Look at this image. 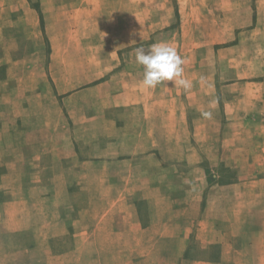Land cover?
<instances>
[{"label":"crops","instance_id":"obj_1","mask_svg":"<svg viewBox=\"0 0 264 264\" xmlns=\"http://www.w3.org/2000/svg\"><path fill=\"white\" fill-rule=\"evenodd\" d=\"M127 61L72 92L59 72L35 94L16 72L23 58H0V264H264V145L263 171L208 183L194 135L186 155L168 152L180 144L164 138L162 94L147 108L153 94L132 90ZM201 126L197 149H210V120ZM235 145L230 162L242 163ZM180 159L192 169L181 183L166 166Z\"/></svg>","mask_w":264,"mask_h":264},{"label":"rangeland","instance_id":"obj_2","mask_svg":"<svg viewBox=\"0 0 264 264\" xmlns=\"http://www.w3.org/2000/svg\"><path fill=\"white\" fill-rule=\"evenodd\" d=\"M161 41L170 42L184 59L190 89L171 81L154 89L142 85L134 49ZM31 50H36L28 58L32 68L25 67ZM0 58H23L13 71L24 78L23 83L27 75L34 77L35 94L43 93L45 85L52 86L51 77L59 72L67 73L65 87L72 92L94 83L98 72L104 74L102 79L116 74L130 59L126 70L131 73L132 90L153 94L145 100L147 108L162 94L164 124L174 128L164 138L180 144L169 153L186 155L187 140L192 143L194 135L200 157L197 168L208 183L263 171L253 159L264 145V0H0ZM4 71L0 62V76ZM41 100L48 103L44 97ZM166 107L177 109L176 114ZM64 108L70 117V109ZM205 112L211 115L204 116ZM204 119L210 120L211 145L197 149L203 141ZM217 124L219 135L214 130ZM83 135L86 139L88 134ZM236 143L242 163L234 164L230 149ZM219 144L227 147V164L216 158ZM166 166L180 173V183L192 170L184 159ZM146 246L142 244L143 252ZM142 249L131 245L132 254Z\"/></svg>","mask_w":264,"mask_h":264},{"label":"clouds","instance_id":"obj_3","mask_svg":"<svg viewBox=\"0 0 264 264\" xmlns=\"http://www.w3.org/2000/svg\"><path fill=\"white\" fill-rule=\"evenodd\" d=\"M134 58L142 69L141 83L145 88L154 89L165 81L174 82L184 90L191 88V81L184 77V59L170 42H156L147 48L136 47ZM203 115L211 114L205 112Z\"/></svg>","mask_w":264,"mask_h":264}]
</instances>
